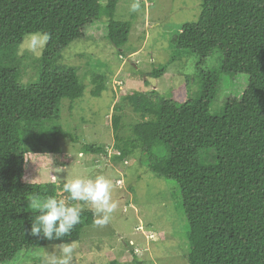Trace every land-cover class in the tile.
Returning <instances> with one entry per match:
<instances>
[{
  "label": "trees",
  "instance_id": "obj_1",
  "mask_svg": "<svg viewBox=\"0 0 264 264\" xmlns=\"http://www.w3.org/2000/svg\"><path fill=\"white\" fill-rule=\"evenodd\" d=\"M117 3L0 0V264L22 249L60 243L26 234L36 213L27 211L24 201L62 193L64 182L42 183L27 163L56 153L59 138L71 137L46 125L57 118L62 99L72 102L85 90L76 68L58 63L61 50L101 16L107 18V41L117 49L127 42L131 23L114 18ZM34 30L51 33V39L39 58L36 81L23 85L3 56ZM170 41L198 57L199 95L177 102L156 89L133 93L130 100L143 119L123 139L119 116H113L118 160L135 150L146 153L152 173L178 184L188 223L187 264H264V0H200L196 21L184 23ZM216 49L219 67L204 69ZM238 74L248 77L244 92L211 114L222 77ZM104 79L94 76L91 96L106 89ZM158 148L165 154L157 155ZM82 149L102 151L95 144ZM93 220V213L83 210L80 223L63 239L78 241Z\"/></svg>",
  "mask_w": 264,
  "mask_h": 264
},
{
  "label": "rangeland",
  "instance_id": "obj_2",
  "mask_svg": "<svg viewBox=\"0 0 264 264\" xmlns=\"http://www.w3.org/2000/svg\"><path fill=\"white\" fill-rule=\"evenodd\" d=\"M134 2L137 0H118L115 9L116 20L131 23L127 42L120 49L107 41V18L101 16L80 39L61 50L58 63L75 67L85 90L72 102L62 99L57 118L46 125L57 126L71 137L59 138L56 153L40 159L33 156L27 163L30 174L39 176L42 183L99 175L111 181L117 210L107 225L83 227L72 264H187L188 223L178 184L152 173L146 153L135 150L118 160L113 116H119L118 135L126 139L132 136L131 125L143 119L130 100L133 93L156 89L177 102L199 95L198 57L176 49L170 40L184 23L196 21L200 0H138L139 11H132ZM16 48L3 60L17 69L19 83L31 84L37 79L40 57L30 53L18 57ZM220 61L216 49L202 67L218 68ZM156 70L161 71L158 77L153 75ZM96 74L104 75L106 89L91 96ZM247 82L245 74L223 76L210 113L218 114L227 98L240 97ZM83 144H95L102 151L85 152ZM155 152L165 154L162 148ZM55 196L66 197L60 192ZM34 199L24 201L27 211H35L31 207ZM71 203L83 210L90 207L81 201ZM53 254L60 255L59 244L22 249L2 264H46V257Z\"/></svg>",
  "mask_w": 264,
  "mask_h": 264
},
{
  "label": "clouds",
  "instance_id": "obj_3",
  "mask_svg": "<svg viewBox=\"0 0 264 264\" xmlns=\"http://www.w3.org/2000/svg\"><path fill=\"white\" fill-rule=\"evenodd\" d=\"M140 3L131 5L132 11H139ZM51 39V33L42 30L29 31L23 34L18 41L16 55L22 57L30 53L34 57H41ZM62 171V169L60 170ZM111 181L103 175L92 177H75L66 179L61 191L67 194L65 198L55 195L34 199L31 207L35 216L26 234L46 241H58L59 256L46 257V264H72L73 253L78 248L76 240L65 241L75 226L80 223L82 207L72 204L81 201L88 204L89 211L93 213V223L97 226L107 225L112 214L117 210V203L112 199Z\"/></svg>",
  "mask_w": 264,
  "mask_h": 264
}]
</instances>
